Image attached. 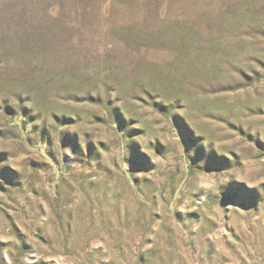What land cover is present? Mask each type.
I'll list each match as a JSON object with an SVG mask.
<instances>
[{
	"label": "rangeland",
	"instance_id": "obj_1",
	"mask_svg": "<svg viewBox=\"0 0 264 264\" xmlns=\"http://www.w3.org/2000/svg\"><path fill=\"white\" fill-rule=\"evenodd\" d=\"M0 264H264V0H0Z\"/></svg>",
	"mask_w": 264,
	"mask_h": 264
}]
</instances>
